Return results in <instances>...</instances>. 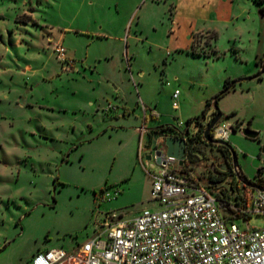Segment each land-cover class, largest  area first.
<instances>
[{"label":"rangeland","instance_id":"obj_1","mask_svg":"<svg viewBox=\"0 0 264 264\" xmlns=\"http://www.w3.org/2000/svg\"><path fill=\"white\" fill-rule=\"evenodd\" d=\"M220 1L210 10L233 18L216 24L213 38L192 35L182 17L173 25L169 0H0V264H28L54 247L71 251L110 209L130 218L155 207L140 129L153 118L192 135L197 120L211 117L206 102L223 80L260 67L264 14L251 0ZM54 41L72 61L67 67ZM107 104L117 109L102 111ZM217 106L223 118L242 121L239 129L258 133L250 139L233 128L227 140L250 180L264 160V70L235 83ZM188 152L195 172L232 171L197 135ZM105 188L112 198L98 205ZM238 223L258 227L263 216Z\"/></svg>","mask_w":264,"mask_h":264},{"label":"built area","instance_id":"obj_2","mask_svg":"<svg viewBox=\"0 0 264 264\" xmlns=\"http://www.w3.org/2000/svg\"><path fill=\"white\" fill-rule=\"evenodd\" d=\"M51 48L66 67L72 62L59 41ZM177 93L175 89L172 97ZM172 105L176 108L175 102ZM113 108L107 104L105 110ZM235 123L222 117L211 137L227 142ZM182 134L188 143L191 135ZM200 136L203 139L202 132ZM159 145L162 152L152 155L155 161L159 157L153 170L142 163L154 208H143L130 218L122 210L110 209L93 221L91 234L71 251L49 248L36 253L28 264H264V190L245 185L233 171L195 172L192 152L187 150L178 164L165 154L163 140ZM215 174L221 179L214 181ZM250 181L264 187V160ZM113 192L115 196L120 191L115 187ZM96 198L99 205L112 196L105 188ZM253 214L263 216L261 226L238 223Z\"/></svg>","mask_w":264,"mask_h":264},{"label":"crops","instance_id":"obj_3","mask_svg":"<svg viewBox=\"0 0 264 264\" xmlns=\"http://www.w3.org/2000/svg\"><path fill=\"white\" fill-rule=\"evenodd\" d=\"M219 2H221V1L220 0H169V5H170L169 11H170L171 22L174 25L175 23L178 22L179 18L182 17V18H185L186 22L188 23L187 25H188L192 35L194 33L201 34V33L213 32L214 35L216 36L217 35V29H216L215 25L218 23L228 22V21L232 20V18H233V15L231 13H229V15L227 17H224L219 10H212V11L210 10V8H212L213 6H216V7L220 6ZM229 2H231V0H229ZM206 9L210 10V12H208L209 14L205 13ZM257 9H258V7H257ZM258 11H259V9H258ZM260 56L261 55L258 52L255 53V60L254 61L256 62V64L259 63ZM257 61H258V63H257ZM250 71H253V70H250ZM229 77L230 76H227L228 79H230ZM105 108H106V105L104 107H102V111L107 112V111L114 110L115 108L117 109V107H114L111 110H105ZM125 112L129 113L128 110L127 111L125 110ZM150 115L152 116L155 114L150 113ZM150 119H152V121H154V124L148 125L147 128L146 127L144 129L142 128L143 129L142 133H141V129H140V133H141L142 137H143V135H146V146H147V153L144 154V159H142V163H144L146 167L152 169V168H154V167H152L153 166L152 164H156V161L152 157L154 149H156V147L159 145V143L162 140H164V138L166 136H177L178 133H175V134H173V133H171V134H165V133L155 134L152 131L154 129V127H156L159 124H166V122H161L157 119L154 120L153 118H150ZM144 120H146L145 116H144ZM236 121L237 120L233 121V123ZM167 124H169V123H167ZM241 125H244V124H242V121H238L237 123H235L233 128L239 129L240 127H242ZM252 125H253V121L249 120L247 122V126L253 127ZM173 126H175L177 130H179L182 127L180 125L179 126L173 125ZM239 130L241 131V129H239ZM250 139H254V138H250ZM164 147H165V145H164ZM142 163H141V167L144 170ZM212 171H214L215 173H219L216 169L212 170ZM149 185H150V178H149Z\"/></svg>","mask_w":264,"mask_h":264},{"label":"water","instance_id":"obj_4","mask_svg":"<svg viewBox=\"0 0 264 264\" xmlns=\"http://www.w3.org/2000/svg\"><path fill=\"white\" fill-rule=\"evenodd\" d=\"M263 70H264V53L262 55L260 67L256 73H254L253 75H250L248 77L230 80L227 83V85L222 87V89L216 95H214L212 97L209 105L213 108V113H212L210 119L206 122L204 129L202 130V138L206 142L213 144V145L228 146V148L230 149L229 151H230V158H231V163H232V171L234 172L235 176L238 179H240L245 185L250 186V187H257L260 190H264V187H260V186L256 185L255 183L251 182L249 179H246L242 175L241 170L237 166L236 154H235V151L233 150V148L226 141L212 138L210 131L215 126V124L221 122V120H222V113L218 109V106H217L218 97L220 95L224 94L226 91H228L235 83L240 82L242 79L258 77L263 72ZM241 132L244 136H246L248 138H255L257 136V131L249 129L248 127L242 128ZM185 133H187V130ZM163 144L166 146L165 154L172 159H176L177 163L181 164L182 158H183V153H184L185 140L183 138L178 137V136H166L163 140ZM156 148L157 149H154L153 154L156 156H159L162 152V149H161L160 145H158ZM262 151H264V147H262ZM158 160H159V157L156 158V162H158Z\"/></svg>","mask_w":264,"mask_h":264},{"label":"trees","instance_id":"obj_5","mask_svg":"<svg viewBox=\"0 0 264 264\" xmlns=\"http://www.w3.org/2000/svg\"><path fill=\"white\" fill-rule=\"evenodd\" d=\"M252 2L255 4V6L258 7L260 13H261V14H264V0H252ZM212 37L214 38L215 35H213ZM192 52L200 53V52H198V51H195L194 49H192ZM201 52H203V51H201ZM261 59H262V57L259 58V61H260ZM229 81H230V79L225 78L224 81H223V87H224L225 85H227V83H228ZM220 96H221V95H220ZM209 104H210V101L208 100V101L206 102V105L208 106ZM187 122H189V121H187ZM197 123H198V126H199L200 128L204 127L203 124L199 123V120H197ZM199 127H198L196 133H194V134H192V135H197V137L200 139V137H201V136H200V133L202 132V130H201ZM152 131H153V133H155V134H161V133H165V134H171V133L175 134V133H178V134H180V133H185V132H186V129H185L183 132H181V131L177 130L175 126L166 123V124H159V125H157L156 127H154V129H153ZM185 134L189 135L188 131H187V133H185ZM192 135H191L190 137H187V139H188V145H189L190 141L192 140ZM191 143H192V142H191ZM215 146L220 150V152H221L222 154H225V153H226V150H230V149L228 148V146H223V145H215ZM189 149H190V148H189ZM233 150H234V149H233ZM260 170H261V167H259V168L256 170V173H257L258 171H260ZM216 172H217V171H216ZM218 174H220V175H224V174H222V173H220V172H219ZM242 175H243V174H242ZM243 176H244V175H243ZM244 177H245V176H244Z\"/></svg>","mask_w":264,"mask_h":264},{"label":"flooded vegetation","instance_id":"obj_6","mask_svg":"<svg viewBox=\"0 0 264 264\" xmlns=\"http://www.w3.org/2000/svg\"><path fill=\"white\" fill-rule=\"evenodd\" d=\"M210 119V118H209ZM208 119V120H209ZM201 122H205L204 120H201ZM177 136L178 137H180V138H183L184 137V135L182 134V133H180V134H177ZM188 143L185 141V145H184V153L188 150ZM165 150H166V146H165ZM184 153H183V155H184ZM225 157H227L228 159H229V164H230V167H231V169H232V163H231V158H230V151L229 150H226V153L225 154H223ZM213 180L214 181H218V180H220L221 179V177H220V175H218V174H215V175H213Z\"/></svg>","mask_w":264,"mask_h":264}]
</instances>
